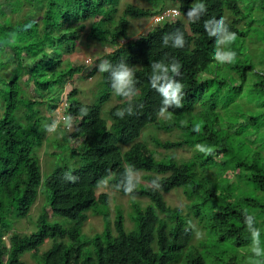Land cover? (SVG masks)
<instances>
[{
    "label": "trees",
    "instance_id": "16d2710c",
    "mask_svg": "<svg viewBox=\"0 0 264 264\" xmlns=\"http://www.w3.org/2000/svg\"><path fill=\"white\" fill-rule=\"evenodd\" d=\"M151 1L167 3L185 15L193 3L202 2L207 12L196 23H163L121 46L118 35L128 38L129 19L148 17L154 11L128 4L121 14V0H0V264H25L23 257L48 241L53 244L36 258L38 264H256L258 259L264 264V259L251 252L253 237L248 228L251 220L252 228L264 238V199L257 198L258 194L242 197L238 186L243 178L237 177L259 164L248 180L257 193L264 194V139H258L264 136L260 118L264 117V101L256 97L258 108L253 112L239 109L221 115V108L237 109L253 70L252 65L244 66L246 52L234 50L235 59L226 69L229 66L241 77L234 81L231 77V83L218 81L214 76L221 65L214 59L217 37H210L204 28L205 20L224 18L229 30L244 42L245 30L251 34L257 19L242 9L241 0ZM26 6L31 10L24 14ZM245 20L253 24L240 27ZM88 23L90 30L84 33ZM177 29L184 33L185 47L163 46L161 38ZM84 37L91 45L116 46L105 60L114 65L124 62L134 69L139 89L132 102L134 115L124 119L115 115L128 101L113 92L108 73H102L98 88L104 93L97 104L79 101V90L73 86L64 121L56 122L55 115L42 111L46 104L49 113L56 112L61 90L84 72L85 64L64 59ZM232 46L221 45L219 50L228 52ZM172 58L182 65L176 80L183 84V106L169 107L168 114L158 116L163 97L151 87V65L170 63ZM97 73L94 68L88 77ZM24 85L33 88L31 98L26 97ZM248 88L254 94L264 92V81ZM110 101L116 104L107 109ZM81 107H87V116H80ZM223 115L230 124L222 120ZM66 116H71L75 130L65 127ZM53 122L58 124L53 134H61L66 145L56 142L52 131L47 137ZM149 128L174 134L176 139L151 138L153 148L146 140L139 141ZM44 137L51 148L49 158H44L47 162L64 149L74 158L68 164L80 166H58L43 182L41 158L34 149ZM209 146L218 158L214 165L204 166L199 160ZM189 148L193 153L186 160L170 154ZM67 173L75 182L65 178ZM129 177L135 185L131 192L125 190ZM105 181L133 200L132 228L126 226L119 209L111 218L109 195L97 191ZM179 190L187 201L184 209L166 200L167 194ZM41 191L46 193L36 213L38 231H14L16 222L32 214ZM141 199L149 203L142 205ZM53 215L67 223L51 222ZM90 216L104 221L103 232L91 238L84 233ZM197 223L203 224L202 238L206 239L196 236L193 225ZM5 231L10 232L9 245Z\"/></svg>",
    "mask_w": 264,
    "mask_h": 264
},
{
    "label": "rangeland",
    "instance_id": "374dc122",
    "mask_svg": "<svg viewBox=\"0 0 264 264\" xmlns=\"http://www.w3.org/2000/svg\"><path fill=\"white\" fill-rule=\"evenodd\" d=\"M128 3H134L136 5H139L141 7H145L148 9H153V7H154V3L152 1H149V0H122L121 9H124ZM159 4L161 5V3H159ZM240 5L245 12H249V11L253 12L255 15L254 19H257V21L253 24V23H250L249 21L247 22V20H245L241 24H239L240 27H245L246 24H253V27H252L253 31L251 34H249L248 31L245 30L247 36L242 39V40H244V42L239 40V39H236L235 42L233 43L234 48L232 46L230 51L233 49L232 50L233 52H235L234 50H236L242 54L244 52H246L247 60L245 61L244 66L252 65V66H250V68H252L253 71L251 73H249V75H248V79H247L246 86H245L246 89H244L242 91V97L243 98H241L242 101L238 100L239 105H238V107H236L237 109H234L231 107L227 110H224L221 108V110H220L221 115L226 114L227 116L230 115V113H232L234 110H239V109H242V110L248 109V110H251V112H253L254 109L258 108L255 105L257 103L255 101L256 97H257V99H260V101H264V92L263 91H259V92H257V94H254L251 92V89H250L251 87L248 88L250 85H252L256 81H264V0H241ZM164 7L166 9V7H168V4L166 3V5ZM30 10H31V8L29 6H26L24 14L29 13ZM35 12L37 15H42V11H35ZM155 17H153L152 19L132 20L130 27H129V33H128L129 37L130 38L134 37L133 39H136L139 35L147 33L150 30H152L157 23V21L153 20V19H155ZM250 19L254 20L253 18H250ZM179 21L185 23L186 25L188 23L187 18L185 17L184 14L182 15V17L180 19H175V20L170 21V22L178 23ZM90 26H91V24L88 23L84 27V33H87L90 30ZM76 45H77V50H75L71 55L65 56L64 59H66L67 61L73 62L75 65L85 64L86 67H85V70L82 74L74 77L73 80L68 82L61 91H63V93L65 95H67L70 92V90L73 88V86H76V87H78V89L80 91V96H79L80 100H82L85 104L94 105V104L98 103V100L101 97V94L104 93L102 88H100V89L98 88L99 82L100 81L102 82V77H101L102 73L101 72L97 73L93 77H88V74L94 68H97V65L101 61L104 60V58L107 56V54L109 52L112 51L113 47H112V45H106V46H101L98 44H92L91 45V41H88L87 38H85V37L82 38L81 40H77ZM227 64H228V62L223 63L220 65L219 68L216 69V67L218 65H217V63H214V66H216V67H214V69H216L214 71V76L218 79V81L231 83V77H232V81H234L236 79V76L238 78L241 77V73H237L235 75L233 73L232 69L229 68V66H228V70H229L228 71L226 69ZM233 75H235V77H233ZM100 78H101V80H100ZM24 89H25V92L27 93L26 97L31 98L33 96L32 95V93L34 91L33 88L24 85ZM63 93H61V94H63ZM115 104H116L115 101H110L105 105V107L108 109L110 107H113ZM58 105H59V107L56 110V112H54V113L53 112L49 113L50 111L47 110L46 104L43 105L41 107V109L44 112V114L47 116L55 115L56 122L64 121L63 117H60V113L63 112V104L59 103ZM106 114H107V112L105 111V115H103V117L105 116L107 118ZM234 115H235V119H237L238 114H234ZM256 115L259 116L261 114L256 113L255 116ZM223 116L225 118V115H223ZM260 118L264 122V117H260ZM222 120L227 122L226 118H225V120L224 119H222ZM258 120H260V119H258ZM227 123L230 124L231 122L230 123L227 122ZM221 126H223V122L221 123ZM69 129L75 130V126L71 125V127ZM50 133H51V131L48 132L47 137L49 136ZM51 135H55V134H53V131H52ZM51 135H50V137H51ZM143 135H144V137H143ZM55 136H56V142H58L61 145L67 144V143L65 144V142H63V137L61 136V134H57ZM151 138H157V139H160L161 141H167V140H175L176 136L174 134H163V133L155 130L154 128H149L146 130L145 133L143 132L139 141L145 142V140H146L150 144V146L154 148L155 146L150 141ZM258 139H264V136H261ZM73 146H74V144H72V147ZM206 148L208 150H206L204 153H202L201 159L199 160L200 164H203L204 166H206V164L213 163V165H214V161L218 158L216 154L212 155V153H211V150L214 147L209 146ZM62 150H63V152L58 154L54 160H49V162H47L44 158H49V156H50L49 151H51V148L49 147V144L47 143L45 137L38 139L37 145L34 149V153L39 158H41L39 160V162H40V165L42 168L43 182L53 173L54 169L58 166L68 165L72 168L80 166V164L78 166L69 165L68 163L70 162V160L74 159V158H72L71 154H68L66 150H64V149H62ZM159 151L162 152L161 150H159ZM192 153H193L192 148L185 149V150H178L175 152H170V154L175 155L177 158L185 159V160L191 158ZM74 161L75 160H73L71 164H74ZM259 167H260L259 164H257V165L255 164L250 169L252 171V170H256ZM251 171H249V169H248L247 171H243L237 175V177L243 178V182L241 184H239V186H238V187H240L241 191H238V192L240 193V195L242 197H247L250 195L256 196L258 194L259 196L257 198L264 199L263 193H257V191H255L253 189L254 186L249 185V183H251V182L248 180L249 179L248 176L251 174ZM133 176L137 177V175L135 173H133ZM141 179H142L141 181L143 184H148V181L146 179H143V178H141ZM220 181H222V179ZM105 183H107V182L105 181V182L101 183V185L99 186L97 191L99 193H107L109 195L111 218L114 219L116 217V215L118 213V209H119L122 213H124L126 226L128 228H132L133 223L131 220V213H132V201L133 200L129 196H125V195L121 194L113 186L105 184ZM245 184L248 185V187ZM45 193H46V191H41V193H39V196H38L39 200L34 205V208L32 210V214L28 218H25L19 222H16L14 224V227H13L14 231L16 230L19 233H25V234H32V233L38 231L39 226L37 224V220H38L39 215H37L36 213L40 211V208H41L40 205H41L42 199L45 198V196L42 194H45ZM208 194H209V196L211 195V193H208ZM167 199L169 201V204L172 206L178 205V206H181L183 209L187 206V201H186L185 196L183 195L182 190L175 191L171 194H167L166 200ZM140 202L142 205H146L149 203V200L148 199H141ZM33 213H35V214H33ZM51 220H52L51 222H58L60 224L67 223L66 219L59 217V216H54V215L51 216ZM14 222H15V220H14ZM103 230H104V221H103L102 217L90 216L89 220L87 221V223L85 225L84 233L89 238H91L94 235L103 232ZM193 230L195 231V233H197L196 236H198L199 240L206 239L204 237L202 238V236L204 235L203 224L197 223V224L193 225ZM4 236H5L4 239H5L6 245H8V243H9L8 239L10 237V232L5 231ZM259 243H260V246L263 248L264 247L263 236H259ZM51 246H52L51 242L48 241L46 244L41 245L39 247L38 251L28 253L25 257H23V261L25 262V264H38V261L36 260V258L38 256L41 257L44 254V252H46L48 249H50Z\"/></svg>",
    "mask_w": 264,
    "mask_h": 264
},
{
    "label": "clouds",
    "instance_id": "9594fccd",
    "mask_svg": "<svg viewBox=\"0 0 264 264\" xmlns=\"http://www.w3.org/2000/svg\"><path fill=\"white\" fill-rule=\"evenodd\" d=\"M128 4L138 6L145 10L154 11V14H151L148 17L136 18V19H152L153 17L156 16L155 19H153L157 21L154 27L162 25L163 23H167V22L172 23L170 21H173L175 19H180L182 15L184 14L178 8L166 7L165 9L164 7L165 5L163 6L158 3H154L153 9L141 7L134 3H128ZM124 9H121V4H120L119 10L121 14H122V11H124ZM171 10H177L179 12V15L177 17L169 16L167 19H160L162 15H164L167 12H170ZM206 12H207L206 5L202 2H197V3H193L190 9L188 10L187 14L186 15L184 14V15L187 18V21L189 20L192 23H196L197 20L200 18L201 14L202 13L206 14ZM117 15L119 17V14ZM136 19H129L130 21L129 27H130L131 21L136 20ZM186 26H188V23ZM204 28L210 37H217L216 54L214 55L215 61L221 64L233 61L236 56L235 52L233 51L221 52L219 50L221 45L229 47L237 39L236 33L229 30V27L226 21L224 20V18L216 19L215 17H213V18L207 19L204 21ZM128 33H129V28L126 32V35L128 36V38H124V36L119 37L118 35V40L121 46L127 45L131 41L137 40L140 36L146 35L148 32L139 35L136 39H133L134 37L130 38ZM161 39H162V44L165 47L171 46L172 48L182 49L185 47V44H186L184 33L180 31L179 29H177L176 31L172 33H166ZM108 45H111V44H108ZM112 47L113 49L111 52H113L117 48L114 45H112ZM111 52H109L108 54H110ZM105 58L103 61H101L97 65L98 71L101 73H108L111 78V86H112L113 92L117 96H120L124 98L126 101H128V106L126 108L117 110L115 115L119 117L120 119H124L126 115L132 116L134 115V105L132 102L139 92V89L136 88L137 81L135 79V71L133 68L129 67L124 62H120L114 65L112 64L111 61L105 60ZM181 67L182 65L175 58H172L170 63L159 61L151 65L152 72L149 78L151 87L157 90L158 93L163 97L162 107H160L159 109L158 116H164L165 114H168L169 107L174 106L176 108H181L183 106L182 105V100L184 97L183 84L180 81L178 82L176 80V77L181 76ZM73 90L74 88H72L69 93H71ZM68 94L65 95L63 93L61 96V101L59 103L63 104V112L60 113V117H63V113L66 107V101L68 99ZM80 101L83 102L82 100ZM87 115H88L87 107H81L80 116L84 117ZM65 121H66L65 127L70 128L72 124L71 116H66ZM57 127H58V124L56 122H53V124L49 128V131H55ZM197 147L203 150L202 146L198 145ZM65 178L72 179L73 182H75V178L72 177L70 173L65 174ZM134 187H135L134 182L131 179V177H129L128 184L125 190L127 192H131ZM248 228H249V231H251L252 237H253V247L251 248V252L253 256L264 259V248H262L259 243L260 233L258 230H255L252 228L251 220H249ZM50 242L51 244H53L52 241ZM256 264H260L259 259L256 261Z\"/></svg>",
    "mask_w": 264,
    "mask_h": 264
},
{
    "label": "built area",
    "instance_id": "2783aa9c",
    "mask_svg": "<svg viewBox=\"0 0 264 264\" xmlns=\"http://www.w3.org/2000/svg\"><path fill=\"white\" fill-rule=\"evenodd\" d=\"M179 15V12L177 10H171L170 12L165 13L160 17V19H167L170 17H177Z\"/></svg>",
    "mask_w": 264,
    "mask_h": 264
}]
</instances>
